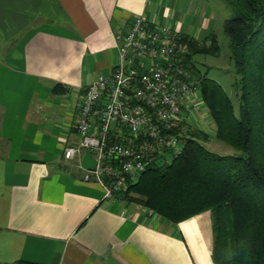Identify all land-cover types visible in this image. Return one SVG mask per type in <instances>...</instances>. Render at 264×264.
<instances>
[{
    "label": "crops",
    "instance_id": "0c3cea01",
    "mask_svg": "<svg viewBox=\"0 0 264 264\" xmlns=\"http://www.w3.org/2000/svg\"><path fill=\"white\" fill-rule=\"evenodd\" d=\"M135 15L213 32L208 0H0V264H214L209 210L172 222L104 197L83 178L92 153L63 155L85 87L111 69Z\"/></svg>",
    "mask_w": 264,
    "mask_h": 264
},
{
    "label": "trees",
    "instance_id": "16d2710c",
    "mask_svg": "<svg viewBox=\"0 0 264 264\" xmlns=\"http://www.w3.org/2000/svg\"><path fill=\"white\" fill-rule=\"evenodd\" d=\"M222 1L233 10L223 22L232 93L208 74L213 65L197 61L219 57L215 33L181 34L188 47L182 64L198 83L212 136L233 152L207 148V133L188 123L180 151L157 155L122 196L172 222L209 210L214 264H264V0Z\"/></svg>",
    "mask_w": 264,
    "mask_h": 264
},
{
    "label": "built area",
    "instance_id": "2783aa9c",
    "mask_svg": "<svg viewBox=\"0 0 264 264\" xmlns=\"http://www.w3.org/2000/svg\"><path fill=\"white\" fill-rule=\"evenodd\" d=\"M114 36L116 61L85 87L75 122L80 138L63 155L90 151L93 164L83 178L100 183L104 197L123 198L157 155L180 151V136L194 122L185 107L202 102L182 64L188 47L177 30L135 15Z\"/></svg>",
    "mask_w": 264,
    "mask_h": 264
},
{
    "label": "rangeland",
    "instance_id": "374dc122",
    "mask_svg": "<svg viewBox=\"0 0 264 264\" xmlns=\"http://www.w3.org/2000/svg\"><path fill=\"white\" fill-rule=\"evenodd\" d=\"M208 1L211 4L214 12L213 33H215L218 39L220 55L217 58L206 56L204 59H201V57H198L197 61L201 60L204 63L213 65L207 69L208 74L217 79L227 90V92L231 94V72L223 70L227 68L226 56L228 54L227 36L223 31V22L224 19L229 18L233 15V10L222 0ZM214 65L218 66L219 68L214 67ZM202 104H200L197 100L195 101L193 99L191 109L194 112L192 113L194 123H192L199 126V129H202L208 135V139L205 141V146L211 150L220 153L233 152V149L230 146L217 139H214V137L212 136L214 124L210 121L208 117L205 116L207 112ZM185 129H187V127Z\"/></svg>",
    "mask_w": 264,
    "mask_h": 264
}]
</instances>
